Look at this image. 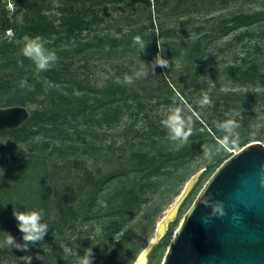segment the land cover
Returning a JSON list of instances; mask_svg holds the SVG:
<instances>
[{"label":"rangeland","instance_id":"1","mask_svg":"<svg viewBox=\"0 0 264 264\" xmlns=\"http://www.w3.org/2000/svg\"><path fill=\"white\" fill-rule=\"evenodd\" d=\"M1 2L6 15L0 19L10 17L15 23L25 14L35 19L44 17L53 22L57 31L48 35L25 34L15 39L14 30L9 28L0 33V46L9 44L21 49L26 36L38 35L51 50L84 48L73 57L57 56V64L72 62L71 71L76 70L78 79L91 89L102 88L108 79L122 80L125 85L139 90L140 97L130 98L110 126L99 114L80 116L76 120L66 118L67 123L61 126L49 120L51 108L46 116L40 117L45 124L39 131L36 129L40 122L30 129L26 126L29 136L22 145L32 157H45L57 163L76 159L84 164L80 168L92 171L98 181L113 177L102 186L93 204L84 201L88 198V189L84 196H75L61 206V210H76L75 218L64 225L58 215L44 221L49 231L43 241L31 246L26 254L12 252L8 260L0 258V264L7 261L10 264H55L62 257L60 249L64 247H68L66 264H78V256H83L87 248H92L94 264H133L154 240L158 221L175 204L191 177L198 175L166 232L147 255V264H161L173 233L221 163L246 143L257 140L264 144V85L235 81L228 73L229 69L242 64L244 69L251 66L255 59L258 74H264V22L220 36L222 27L232 23H226L225 19L260 9L264 7V0H150L147 7V0L106 1L95 8L102 21L88 22L70 36H67L68 27L61 23L71 12L60 9V0H45L42 8L33 9L34 12L18 4V0ZM148 14H151V23ZM91 17L89 13L85 19L90 21ZM160 22L162 31L170 29L175 41L204 35H214V39L208 42L209 37L204 38L207 48L200 61L194 60L189 65L185 56L169 57V68L159 71L155 68L154 73L140 77L137 73L144 70L145 63H151L150 57L154 55L150 36L140 38L145 50L131 42L124 46L127 51L119 55L109 56L105 52L108 37L122 38L124 34L140 30L148 35L154 32L159 44ZM160 49L157 46L156 56L162 55ZM189 66L191 70L187 72ZM117 71L123 72L121 80L117 78ZM187 76L190 81L195 78L193 84L181 80ZM129 79L133 81L131 84L127 82ZM173 83L174 93H166L164 84L171 87ZM144 86L159 90V95L148 99L141 92ZM205 98L210 102L202 104ZM128 105L131 107L127 108ZM27 106L30 111L39 107ZM174 110H179L192 124L191 135L183 145L171 141L162 124ZM226 120L237 125L236 137L228 141V145L219 142L217 138L224 139L225 134L216 127L217 122ZM93 144L100 150H91ZM74 145L87 147L88 153L80 149L73 154ZM137 151L148 154L141 165L145 168L143 171L132 169L128 162L129 156ZM141 183L145 185L139 190L141 194L136 200L131 199L130 191L136 192ZM113 221L118 223V230L111 238H106L105 228ZM17 242H22V237Z\"/></svg>","mask_w":264,"mask_h":264},{"label":"trees","instance_id":"2","mask_svg":"<svg viewBox=\"0 0 264 264\" xmlns=\"http://www.w3.org/2000/svg\"><path fill=\"white\" fill-rule=\"evenodd\" d=\"M1 1L0 16L6 15L5 7ZM106 1L119 0H60V9L71 12L61 23V26L65 25L68 27L67 36H70L75 30H82L88 22L91 24L102 21V17H97L98 10L95 8L97 5H103ZM142 1L145 0H131V2ZM147 1L146 7L150 5V0ZM44 3L45 0H18V4L26 5L31 11L33 9L35 11L41 9ZM89 13L92 17L90 21H87L85 18L86 14ZM147 19L150 23L152 22L151 14H148ZM12 21V18L6 16L0 19L1 34L12 28L15 32V39H21L25 34L48 35L57 31L53 22L46 20L44 17L35 19L31 15L25 14L20 21L15 23ZM225 22L232 23L230 26L222 27L220 36L240 28H249L256 23H263L264 7L251 13H237L231 18L225 19ZM158 28L160 30L159 38H161L159 44L154 32L148 35V33L145 34L140 30L134 34H124L122 38L108 37L105 52L109 56L119 55L127 51L125 45H129L131 42L135 43L136 37L146 39L147 36H150L154 48V55H152V58L150 57L151 62L155 59L158 52L157 46H160L162 57L166 60L169 57L185 56L190 65L194 60L200 61L205 55L207 46L203 44L204 38L209 37L208 42L214 39V35H204L203 38L175 41V36L170 29L162 31L161 22ZM167 36H170L168 37V40H171L169 41L170 43H168ZM120 47H122L121 50H119ZM84 50V48H75L53 51L57 56L73 57V55L80 54ZM0 60V107L27 106L28 104L39 106L30 111L29 118L20 127L0 132V258L5 257L8 260L7 256L12 252L26 254L25 251L17 249V251H12V248L4 243L7 235L5 232L10 233L16 240L22 237L17 228V221L13 216L14 207L18 210H42L43 221L50 220L58 215L59 221L64 225L71 218H75L76 214V210H61V206L64 203L72 201L75 196H84L89 189L88 198L84 201L89 202V205L93 204L96 201L97 193L103 189L102 186L104 187V184L113 177L103 178L98 181L92 171L80 168V165L84 164L76 159L57 163L50 162L45 157H32L22 145L29 136L26 126L30 129L40 122L41 124L36 129V131H39L45 124L40 121L42 120L40 117L46 116L50 108L53 112L48 116L49 120L53 121V123L57 122L61 126L67 123L66 118L76 120L80 116L88 117L94 114L103 116L104 121L110 126L113 119L121 112L123 105H127L130 98L138 99L140 96L138 95L139 90L125 85L121 80L122 71H117L116 73L117 78L121 80L118 85L116 80L111 81L108 79L102 88L91 89L83 84V80L78 79L76 70H74L76 74L71 71L72 62L61 65L56 62L48 71L37 74L35 66L30 60L20 54V49L11 47L9 44L3 47L0 46ZM255 62L256 60L253 59L251 66L244 69V64H242L229 69L228 73L235 81L244 83L258 82L264 85V74H258V65ZM26 66L30 67L26 69ZM156 68L158 71L161 69L160 66ZM6 70L9 73H6ZM190 70V66L186 67L187 72ZM149 72H151L150 69ZM193 79L195 78L193 77ZM193 79L190 81L187 76L186 79L181 80L193 84ZM22 80H27L28 87H20ZM145 81H147V78ZM174 82L177 81L174 80ZM164 87H167L164 91L169 94L174 93L176 89L174 83L171 85L172 88L166 84H164ZM162 90L160 89V91ZM158 91L144 86L141 92L143 95H147L148 99H154L159 95ZM126 107L130 108L131 106L128 105ZM217 139L221 144L228 145L225 139L221 137ZM80 149L82 152L88 153L87 147L81 148L79 145L73 146L72 153L76 154ZM90 149L100 150L99 147H96V144L91 145ZM147 156L148 154L145 152H133L128 159L130 167L138 171L145 170L141 165L146 162L144 159ZM144 186V183H141L136 192L131 190V199L136 200L140 193L139 190L142 191ZM118 226L116 221L111 222L105 228L104 236L111 238L113 232L118 230ZM67 246L70 245L67 244ZM55 247L57 248V246ZM67 250L68 247L60 249L62 257L55 264H66L69 260L66 254ZM6 264H10V262L7 261ZM40 264H44V262Z\"/></svg>","mask_w":264,"mask_h":264},{"label":"water","instance_id":"3","mask_svg":"<svg viewBox=\"0 0 264 264\" xmlns=\"http://www.w3.org/2000/svg\"><path fill=\"white\" fill-rule=\"evenodd\" d=\"M29 116L28 106L0 107V132L20 127ZM205 199L220 211L204 207ZM160 238L150 242L133 264H147V255ZM161 264H264L262 142L246 143L215 170L173 233Z\"/></svg>","mask_w":264,"mask_h":264},{"label":"clouds","instance_id":"4","mask_svg":"<svg viewBox=\"0 0 264 264\" xmlns=\"http://www.w3.org/2000/svg\"><path fill=\"white\" fill-rule=\"evenodd\" d=\"M136 44L142 48L146 46L141 41L140 37H136ZM144 52V51H143ZM20 54L30 60L35 66L37 74L40 72L48 71L57 62L56 53L47 48L45 41L41 36L25 37L23 46L20 49ZM160 66L161 68H169V62L162 57L159 53L151 63L144 64V70L137 73V76H146L155 72V68ZM131 84L133 81L129 79L127 81ZM21 88L28 87L27 80H22L20 83ZM210 101L205 98L202 104H207ZM163 127L167 130L168 137L171 141L180 145L187 143L189 136L191 135V121L184 119L179 110L171 111L165 120L162 121ZM216 127L223 132L225 142H228L236 137L235 129L237 125L232 121L217 122ZM204 207H209L213 212H219L220 208L214 206L210 199L202 201ZM13 216L17 221V228L22 234V242H17L14 236L5 232L6 238L4 243L12 249L28 251L31 246L36 245L38 242L43 241L45 235L49 231L48 223L43 221V211L35 210H18L14 207ZM66 251V249H65ZM78 264H94V256L92 248L84 250L83 256H78Z\"/></svg>","mask_w":264,"mask_h":264},{"label":"bare ground","instance_id":"5","mask_svg":"<svg viewBox=\"0 0 264 264\" xmlns=\"http://www.w3.org/2000/svg\"><path fill=\"white\" fill-rule=\"evenodd\" d=\"M195 180H196V177H194L191 180V182L189 183V185L187 186L186 190L183 192L181 197L179 196L177 202H175V204L173 206H171L167 210L165 215L158 221L157 226H156V230H155L154 240L152 242L156 241V238H160L166 232L168 221L173 219L174 216L176 215L177 207H178L182 197L185 196V194L187 193L189 188L194 184Z\"/></svg>","mask_w":264,"mask_h":264}]
</instances>
